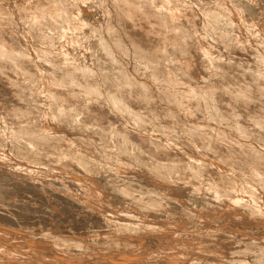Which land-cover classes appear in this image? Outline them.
<instances>
[{
	"label": "bare ground",
	"instance_id": "bare-ground-1",
	"mask_svg": "<svg viewBox=\"0 0 264 264\" xmlns=\"http://www.w3.org/2000/svg\"><path fill=\"white\" fill-rule=\"evenodd\" d=\"M86 1L0 0V167L22 178L0 185V204L76 206L44 179L55 174L78 187L84 223L108 230L42 234L27 254L28 214L1 213L0 264H264V6L95 0V22L82 19ZM88 37L109 57H74ZM201 189L215 198L197 221L216 215L226 228L189 231ZM33 192L47 197L22 196ZM171 204L184 226L156 217Z\"/></svg>",
	"mask_w": 264,
	"mask_h": 264
},
{
	"label": "rangeland",
	"instance_id": "rangeland-1",
	"mask_svg": "<svg viewBox=\"0 0 264 264\" xmlns=\"http://www.w3.org/2000/svg\"><path fill=\"white\" fill-rule=\"evenodd\" d=\"M245 1V0H244ZM93 3V5H91L92 3ZM262 2V3H261ZM96 3V1L95 0H87L86 1V3H85V11L88 13V14H86L85 16L83 15V17H82V19H88L89 17V19H93V21H94V19L95 18H98V19H96L95 20V22L96 21H98V20H100V18H102L103 17V10L98 6V5H96L95 4ZM87 4V5H86ZM90 4V5H89ZM264 6V0H258V8H261V7H263ZM87 7H89V8H87ZM96 8V9H95ZM98 8V9H97ZM86 9H88V10H86ZM90 9V10H89ZM94 9V10H93ZM91 10H92V12H91ZM101 11H102V15H100L101 14ZM94 13V14H93ZM98 14V15H97ZM88 15V16H87ZM95 16V17H94ZM97 16V17H96ZM93 17V18H92ZM22 25V24H21ZM20 25V28H22V27H24L23 25L21 26ZM226 24H222V26H225ZM79 25L76 27V28H78L79 29ZM48 29H50V28H47V29H45V32L48 34V36H50V35H52V34H54L53 32V30L52 29H50V30H48ZM81 30V29H80ZM82 31V30H81ZM80 31V32H81ZM84 31H85V29H84ZM84 31H82V32H84ZM88 39L89 40H87V42H88V45L87 44H85V41L83 42V45H82V42H81V44H79L80 46L82 45L83 47L85 46V45H87L86 47H89L90 45V47L87 49L86 47L85 48H83V49H81L82 47H80V46H76L77 48L76 49H78V50H76V51H74L75 53H73L74 55V57H77V59H78V53H79V57H81V56H84V57H81V58H79V60H81V59H85V56H87V55H89L90 53H95L94 51L96 50V52H99L100 54H101V52H102V54H101V56H103L104 55V49H103V51H102V49L101 48H98V45H97V48H95V45L93 44V41H94V39H96V41H97V38H89L88 37ZM92 40V41H91ZM96 41H94V43L96 42ZM92 44L94 45V48L92 47ZM93 49V50H89V49ZM79 51V52H78ZM80 52H82V53H80ZM77 56H76V55ZM84 54V55H83ZM81 55V56H80ZM109 55L110 54H108L107 52H106V55H104V56H106V57H109ZM132 57H127V59H126V62H127V64H129L130 66H132V65H134V63H135V60H133L134 58H132ZM132 60L134 61V62H132ZM31 96V95H30ZM29 96V98L31 99V97ZM33 98V97H32ZM197 121H202V120H198L197 119ZM2 126V124H1V122H0V127ZM263 133V132H262ZM262 135L263 134H261V136L258 138V140H257V142L259 141L260 142V140H261V137H262ZM258 142V143H259ZM253 159H252V157L250 158V163H248V161H249V159H248V161H247V163H245V164H249V165H251V163H253V161H252ZM6 167H4V166H1L0 167V171L2 170H4ZM4 172H6V173H4ZM4 172H2V173H0V185H4L5 187H7V185L8 186H12V185H14V184H16L18 181V183L17 184H21L22 183V181H20V179L22 180V178H20V179H17V174H14V173H11V172H7V171H5L4 170ZM39 172H41V171H36V173L38 174ZM7 173H9V174H7ZM42 173V172H41ZM5 174H7L6 176H5ZM14 174V175H13ZM45 174V173H44ZM13 175V176H12ZM4 176H5V178H4ZM99 176V175H98ZM9 177V178H8ZM13 177V178H12ZM102 177V178H101ZM8 178V179H7ZM49 178V179H48ZM99 180L101 181L100 182V184L102 185V182H103V186H105L104 188H109L108 186H109V184L110 183H112V181H114L113 179H111L110 177H108V176H103V175H100L99 177ZM107 178H109L110 180H107ZM44 179H47L48 181H50L51 179V181H53L54 180V182H55V184L54 185H56V187H54L53 185H49L48 186V181H45L46 183H44L43 182V184L44 185H46V187H50V188H48V189H50V191H51V189H53V187H54V190H58L59 192H58V194H57V192L55 193L53 190V194H57L58 196H65V197H72V198H75L76 196V200L77 201H81V202H79L78 204L80 205H78V204H75L76 206H74V204H70V205H68V206H65V208H64V205H66V204H63V207H62V204H55V205H53V204H51L50 202H49V200H47L46 201V204H44L43 202H39V204L37 203V205H32V203H30V204H28L29 202H26L25 200L23 201V200H21L20 199V201H19V199L17 200V201H10V200H4L3 201V204H0L1 206H0V214L2 213L3 215L5 214L6 216L7 215H9V214H6L7 212H9V211H12V213L13 212H20L21 214H22V212H23V214H28V216H27V221H28V227L30 226V231H33V232H30L29 231V236H30V238L32 239V245H30L29 246V248L30 247H33L34 249H35V246L37 247V244L38 243H40V241L38 240V239H40V237H42L43 235L44 236H48L49 237V235L50 236H52V234L54 235V233H55V235L57 234V235H68V234H70V235H68V236H82L84 239H87L86 241H89V237L91 236V234H93V232H99V233H107V228H105L106 226H104L103 224H101L100 222H99V224L97 223L98 221H96L95 223H93V225H92V223L90 224V226L89 225H87L86 223H90V218H91V214H90V212L88 213L87 211H86V208H85V204L84 205H82L83 203V201H82V197H81V194L80 193H78L79 192V190H77L78 189V187L77 186H75V184L73 183V181H71V180H65V179H63L62 181H63V183H62V181H60L61 180V178L59 177V176H57L56 177V175L55 174H52L51 176H46V178L44 177ZM103 179V180H102ZM27 180V179H26ZM28 180H30V179H28ZM34 180V179H33ZM33 180H30V181H33ZM56 180H57V182H56ZM117 180V182H120L121 180H118V179H116ZM13 181V182H12ZM60 181V182H59ZM16 182V183H15ZM34 182V181H33ZM37 182V181H36ZM53 182V183H54ZM65 182V183H64ZM66 182H67V184H66ZM68 182L69 183H71L70 185H71V187H68L69 186V184H68ZM106 182V183H105ZM108 182H110L109 184H108ZM53 183H50V184H53ZM58 185H60V186H58ZM62 184V185H61ZM65 184V185H64ZM72 184H74V185H72ZM106 184H107V186H106ZM64 185V186H63ZM67 185V187H65ZM57 186H58V188H57ZM74 187V188H73ZM57 188V189H56ZM68 190L67 192L65 191L66 189ZM61 189H63V190H60ZM69 189H71V190H69ZM76 190V191H75ZM204 189H201V190H199V193L198 194H200L201 196L199 197V195L197 194V196H198V198H197V203L198 204H196V205H198V206H196V208H197V211H194V214H192V217H193V219H192V217L190 218V219H192V220H190V219H188L187 221L189 222V221H191V222H187V227H189V231L191 230V229H193V230H200V228H203L206 224L207 225H209L210 224V226H215L216 224H217V226H215V227H219V229H224V228H226V226L228 225L227 224V221L223 218V219H221V217L219 218L218 216H216V215H209L208 216V218L209 219H207V221H206V223H203L202 221H197V220H199L198 218H199V215H200V208H201V206L203 205V204H201L202 202H204L205 200H209V201H211L210 199H207L206 197H208V198H215L214 197V194H212V193H208L206 190V192L205 191H203ZM66 192V193H64V192ZM70 191V192H69ZM78 191V192H77ZM112 191H115V190H112ZM62 192V193H61ZM69 192V193H68ZM75 193V194H73V193ZM116 192H118V191H115L114 193L115 194H113V196L114 197H116V199L118 200L120 197H118V196H120L121 194H119V192H118V194L116 193ZM29 196H28V195ZM44 195L45 197H47L46 196V194H43V193H41V192H33V194H29V193H23L22 194V196L24 197V195H25V197H36V196H38V195ZM70 194V195H69ZM80 194V195H79ZM206 196H205V195ZM31 195V196H30ZM74 195V196H73ZM205 197H204V196ZM209 195V196H208ZM196 196V197H197ZM79 197V198H78ZM201 198L203 199V201H201ZM48 199V198H47ZM199 200V201H198ZM118 202L120 203L121 201H120V199L118 200ZM117 202V203H118ZM5 203V204H4ZM43 203V204H42ZM58 203H61V202H58ZM121 204V206L123 205H125V203H123V201L120 203ZM13 205V206H12ZM30 205V206H29ZM59 205L61 206L60 208H59ZM78 205V206H77ZM37 208H36V207ZM50 206V207H49ZM54 206V207H53ZM173 206H175L174 204H171L170 205V208H169V210L167 211V214L166 213H164L162 210H159L158 209V212H157V214L160 212V213H162V214H159L158 216H156L157 218H161L162 220H168V221H171V220H177L178 221V223L179 224H181V225H183L184 226V224H185V222H184V220L183 219H185V221H186V217H182V216H178V214H173L174 213V211H176V209L173 207ZM34 207V208H33ZM40 209H39V208ZM47 207V208H46ZM58 207V208H57ZM73 208V210H72V208ZM77 207H78V209H77ZM83 209H82V208ZM172 207L174 208L172 211H171V209H172ZM33 208V209H32ZM54 208V209H53ZM62 208V209H61ZM71 209V210H68V209ZM17 209H19V210H17ZM61 209V210H60ZM67 209V210H66ZM77 209V210H76ZM81 209V210H80ZM199 209V210H198ZM5 210H7V211H5ZM196 210V209H195ZM22 211V212H21ZM58 211V212H57ZM73 212V213H75V214H73V213H71V212ZM80 211H81V213H80ZM85 211V212H84ZM162 211V212H161ZM170 211V212H169ZM181 211V210H180ZM199 211V212H198ZM18 212V213H19ZM64 212V213H63ZM69 212V213H68ZM87 212V213H86ZM138 212V215L139 216H141V215H143V212H142V210L140 211V210H138L137 211ZM56 213V214H55ZM58 213V214H57ZM84 213H85V215H84ZM169 213H170V215H172L171 217L172 218H169L170 217V215H169ZM199 213V214H198ZM166 214V215H165ZM198 215V217H196V215ZM56 215H57V217H56ZM77 215V216H76ZM89 215V216H88ZM177 215V216H176ZM76 216V217H75ZM83 216H87V217H83ZM162 216H163V218H162ZM176 216V217H175ZM53 217H55V218H53ZM90 217V218H89ZM155 217V216H154ZM195 217V218H194ZM213 217V218H212ZM218 217V218H217ZM25 218V217H24ZM88 218V219H87ZM167 218V219H166ZM197 218V219H196ZM55 219V220H54ZM57 219V220H56ZM59 219V220H58ZM156 219V218H155ZM171 219V220H170ZM179 219V220H178ZM196 219V220H195ZM218 219V220H217ZM53 220V221H52ZM173 220V221H174ZM194 220V221H193ZM212 220H214L213 222H212ZM217 220V221H216ZM35 221V222H34ZM56 221V222H55ZM60 221V222H59ZM67 221V222H66ZM87 221V222H86ZM89 221V222H88ZM222 221H226V222H222ZM30 222V223H29ZM84 222H86V223H84ZM192 222L193 223H197L196 225L195 224H192ZM203 223V225H202V223ZM209 222H211V223H209ZM51 223H52V225H51ZM58 223V224H57ZM184 223V224H183ZM222 223H224V224H227V225H225L224 226V228H222L223 226H221V224ZM56 224V225H55ZM60 224V225H59ZM85 224V225H84ZM98 224V225H97ZM199 224H201L202 226H199ZM218 224H220L219 226H218ZM39 225H41V226H39ZM50 225H51V227H50ZM84 225V226H83ZM93 227H92V226ZM99 225H101V227L99 226ZM181 225H179L180 227H183V226H181ZM193 225V226H192ZM223 225V224H222ZM43 226H44V228H43ZM49 226V227H48ZM54 226V227H53ZM58 228H57V227ZM61 226V227H60ZM68 226V227H67ZM86 226V227H85ZM95 226V227H94ZM193 228H192V227ZM48 227V228H47ZM56 227V228H55ZM63 227V228H62ZM200 227V228H199ZM20 228H24L23 226H21ZM45 228H47V229H45ZM54 229V230H52V229ZM61 228V229H60ZM69 228V229H68ZM72 228V229H71ZM104 228H105V230H104ZM13 229V228H12ZM57 229H60V230H57ZM63 229V230H62ZM91 229V230H90ZM93 229H96V230H93ZM13 230H17V231H20V230H18V228L16 229V228H14ZM23 230V229H22ZM67 230V231H66ZM72 230V231H71ZM87 230V231H86ZM99 230V231H98ZM56 231V232H55ZM58 231V232H57ZM70 231H71V233H70ZM78 231V232H77ZM106 231V232H105ZM192 231V230H191ZM36 232V233H35ZM41 232H43V233H41ZM53 232V233H52ZM82 232V233H81ZM88 232V233H87ZM41 233V234H40ZM51 233V234H50ZM88 235H87V234ZM32 234H35V235H32ZM43 234V235H42ZM48 234V235H47ZM71 234H73V235H71ZM82 234V235H81ZM191 234H192V232H191ZM41 235V236H40ZM85 235V236H84ZM32 237H34V238H32ZM89 239H88V238ZM38 238V239H37ZM33 239H34V241H36L35 243H33ZM35 239H37V240H35ZM42 240V239H41ZM85 241V240H84ZM37 243V244H36ZM89 243V242H88ZM34 244H36V245H34ZM90 244V243H89ZM34 245V246H33ZM39 245V244H38ZM26 248L25 249V251L27 252L28 251V253L27 254H29L30 252H33V250H32V248ZM74 249H75V246H73V251H74ZM125 250H123V252H122V254H125V253H128V251H127V249H126V252H124ZM77 256H81V254L80 255H78V254H76ZM28 256V255H27ZM49 258L51 257V255H47ZM47 257V258H48ZM124 257H126V256H124ZM124 257H121L123 260H124ZM119 259L118 260V258H116L117 259V261H115L114 259V261L112 260V261H110V264H121V263H125V262H122L121 260L122 259ZM129 259V257L127 258V260ZM125 260H126V258H125ZM124 260V261H125ZM119 261V262H118ZM113 262V263H112ZM115 262V263H114ZM118 262V263H117ZM183 263L185 264V262L183 261ZM187 263V262H186ZM94 264H96L95 262H94ZM188 264V263H187ZM199 264H201V263H199Z\"/></svg>",
	"mask_w": 264,
	"mask_h": 264
}]
</instances>
